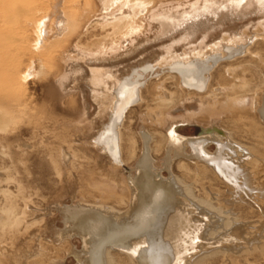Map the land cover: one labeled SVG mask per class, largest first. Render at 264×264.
Instances as JSON below:
<instances>
[{
	"label": "rangeland",
	"instance_id": "rangeland-1",
	"mask_svg": "<svg viewBox=\"0 0 264 264\" xmlns=\"http://www.w3.org/2000/svg\"><path fill=\"white\" fill-rule=\"evenodd\" d=\"M80 1L84 4L78 9ZM144 1L145 12L139 13L140 6L134 3L132 7L128 0L108 11L101 8L100 0H66L65 11L73 22L70 32L61 38H54L50 33L43 47L36 49V44L39 45L34 32L36 22L52 10L56 0H0V113L8 119L6 129L0 133L1 219V210H9L10 213L9 223L0 227V247L13 252L19 264H52L54 261L56 264H76L71 251L72 248L81 249L80 240L72 237L59 242L54 236L55 230L62 228L57 206L79 202L90 205L104 203L116 211L125 210L127 193L118 190L116 196H111V188L96 173L98 164H104L105 158L93 143V137L101 130L105 119V124L108 123L109 113L98 112L95 101L84 86L70 88L67 84L62 85L61 81L67 78L68 66L78 56L84 59L101 55L99 53L111 47H120L124 43L123 37L133 30L141 39L152 38L157 33L153 16L179 9L195 0ZM251 4L252 1H248L244 5ZM128 9H131L130 14ZM207 19L212 29L202 28L194 38H186L188 34H184L183 28L176 29L173 34L146 45L145 48L152 47L148 48L149 51L144 50L148 55L144 60L137 59L135 55L138 53H134L125 58L127 62L121 65L122 68L120 66L117 78L122 75L134 77L132 70L141 74L135 78L134 85L137 98L140 93L142 99L122 112L124 161L118 167L126 179L140 154V133H147L151 140L152 165L160 170L161 177L173 174L182 187L190 191L194 200L204 201L209 206L212 221L208 224V234L213 236L234 222L252 223L249 225L252 227L263 222L259 239L249 246L243 245L224 255L220 250L209 252L201 248V253L190 264H264V214L260 208L240 200L239 195L231 201L232 195L224 183L208 172L203 173L192 163L188 164L189 170L182 169L179 159L175 158L167 171L162 167L164 143L161 141L167 137L170 127L183 138L206 137L215 129L224 131L232 140L250 147L264 158V124L258 116V107L252 103V98L262 103L264 95V12L231 17L224 9ZM201 34H206V37L201 38ZM229 36L240 37L236 43H240L242 51L234 57L227 55V49L238 45L230 44L227 41ZM174 38L177 43H173L172 51L167 53L168 58L184 52L191 54L199 49L204 50L200 60L219 55L204 89L190 90L203 101L204 107L207 104L208 109L214 111V115L201 111L193 99L195 97L180 90L176 78L172 77L175 74L168 69L160 70L161 64L157 65L159 54L172 44ZM222 39V46L211 52L209 46ZM86 64L91 62L86 61ZM137 64L140 67L135 66ZM83 67L88 72L87 67ZM29 68L34 73L22 81ZM143 68L149 69L143 71ZM228 68L234 71L228 72ZM243 81L242 90L236 88ZM233 86L234 90L240 91V96L248 99L242 103L244 106H238L243 109H225L232 98ZM163 88L171 93L172 103L160 108L158 104L161 103ZM108 101H113V111L118 110L110 95ZM158 108L163 111L160 121L149 115ZM212 140L204 144L209 153L215 149ZM130 144L134 146L132 157H129ZM161 144L162 147L155 151V146ZM63 151L68 154L67 158H63ZM182 159L188 161L186 157ZM261 175L264 176V168ZM261 205L264 206V202ZM24 251L31 253L26 256ZM111 252L115 264H132L119 250ZM0 260L8 263L6 256Z\"/></svg>",
	"mask_w": 264,
	"mask_h": 264
},
{
	"label": "bare ground",
	"instance_id": "bare-ground-1",
	"mask_svg": "<svg viewBox=\"0 0 264 264\" xmlns=\"http://www.w3.org/2000/svg\"><path fill=\"white\" fill-rule=\"evenodd\" d=\"M124 1L100 0V5L103 10L108 11ZM248 1H252V4L245 6ZM65 2L66 0H56L52 10L36 22L34 32L39 40L36 49L43 47L50 33L54 38H61L70 32L73 22L71 23L70 16L65 11ZM128 2L132 7L134 3H137L138 7L140 6L139 13L145 12L146 3L144 0H128ZM83 4V1H80L77 8L81 9ZM132 7L130 8L133 9ZM131 9H128V14L131 13ZM224 9L229 12L231 17H240L249 12H264V0H195L179 9L160 12L153 16V24H155L157 33L152 38L141 39L135 30L131 31L130 29L131 32L128 36L123 37L124 43L120 47H111L109 50L99 53L101 55L98 56H89L84 59L78 56L77 60L69 64L68 76L61 81L62 85L84 86L95 101L98 112L107 111L109 113L107 114L108 123L105 124V119L99 134L97 133L98 135L93 137V143L99 147L105 158L104 164H98L96 173H99L106 185L111 188V196H116L118 190L127 193L126 207L123 211H116L105 206L104 203L90 205L79 202L78 204L57 206L56 211L62 219V228L56 229L54 236L59 242H64L72 237H77L80 240L81 249L72 248L71 251L76 259V264H115L112 250H119L120 254L123 253L128 262L132 264H190L192 259L201 253V248L207 249L209 252L220 250L224 255L243 245L249 246L259 239L263 222L253 227L252 223L234 222L228 227L224 226L223 231L213 236L208 234L210 231L208 224L212 221L211 213L208 210L209 206L204 201L194 200L190 191L182 187L173 174H168L169 177H161L160 170L152 165L150 135L145 132L140 133L139 136L142 140L141 150L132 172L125 179L122 170L120 171L124 161L122 157V112L128 107V104L130 105L133 95H136L134 84L137 79L135 78L141 75L132 70L131 73L134 74V77L133 75L128 77L122 75L117 78L116 73L120 72V66H124V63L127 62L125 58L130 57V54L138 53L135 55L138 56L136 58L144 60L148 56L147 51L144 52V50L149 51L148 48L152 47L145 48L146 45L173 34L176 29L183 28L184 34H188L186 38H194L195 33L202 28L212 29L207 17L217 16ZM128 20V22H132L131 19ZM201 36L204 38L206 34H201ZM238 38L240 37L231 36L227 39L230 44L238 45L227 49L229 53L227 55L230 57H234L242 51L240 43H236ZM223 39L214 42L209 46V50L217 51L215 49L222 46ZM171 42L172 44H168L165 47L166 50L158 56L157 65L161 64L162 66L159 69H168L170 73H174L175 75L172 77L176 78L180 90L183 93L187 91L186 93L195 97L193 99L197 101L201 111L214 115V111L208 109L207 104L204 107L203 101L198 100L192 91L204 89L210 80V71L217 63L219 55L214 54L200 60L204 50L199 49L191 54L184 52L168 58L167 53L172 51L173 43H177L175 38ZM204 44H202L203 48ZM86 61H90L91 64H86ZM83 65L87 67L88 72L85 71ZM31 69H28L22 81L25 76L34 73V71L31 72ZM227 70L228 72L234 71L232 68ZM243 86L244 81L236 85V88L242 90ZM232 90V98L229 99L225 109L234 110L238 106H244L242 103L248 101L246 97L240 96V91L234 90V86ZM108 95L111 96V100H115L114 103L118 110L114 109L113 111V107H111L113 101H108ZM262 98V103H258L255 98H252V103L255 104V108L258 107V116L264 124V95ZM141 99L142 96L139 93V97L131 104ZM160 99L161 103L158 104L160 108L172 103L171 93H168L164 88ZM160 108L149 113L156 121H160V117L163 115ZM238 109H243V107ZM192 115L194 114L192 113L190 116L192 117ZM120 119L121 123H119ZM7 123L6 116L0 113V133L6 129ZM209 134L207 135L208 139L215 138L214 140L221 143L217 152L209 159L211 163L200 159V150L204 149V146L201 147V143L204 140H189L176 134L174 128H168L167 137H163L161 141L164 143L163 169L167 171L175 158L179 159V166L182 169L189 170L188 164L192 163L197 168L200 167L203 173L208 172L217 181L224 183L229 194L232 195L231 201L235 199L236 195H239L240 200H244L250 206L260 208L264 214V206L261 205L264 202V179L261 180L264 177L261 175V169L264 168L262 155L254 152L250 147L235 142L227 132L215 129L209 131ZM224 142L226 145L222 147ZM156 146L155 151L159 150L162 144ZM130 150L129 157H132V153H134L132 144H130ZM182 157H186L188 161L183 160ZM1 211L3 219L0 216V227H4L10 221V213L6 209ZM250 224L252 225L249 226ZM24 253L27 256L31 252L24 251ZM4 256L7 258V264H19L17 256L13 252L0 247V258ZM54 263L57 262H52V264ZM0 264L4 263L0 260Z\"/></svg>",
	"mask_w": 264,
	"mask_h": 264
},
{
	"label": "water",
	"instance_id": "water-1",
	"mask_svg": "<svg viewBox=\"0 0 264 264\" xmlns=\"http://www.w3.org/2000/svg\"><path fill=\"white\" fill-rule=\"evenodd\" d=\"M137 99V97H136V95H133V98L131 99L132 101H134V100H136ZM132 101H130V104H131V102ZM128 106H129V104H128ZM126 107V106H125ZM187 139H189V140H204V142H202L201 144V147L202 146H204V144L208 141V140H210V139H208V138H206V137H196V138H187ZM213 142H214V145H215V149H214V152L213 153H209L208 151H206L205 149H201L200 150V155H201V158L200 159H203V160H207V161H209V159L217 152V148L219 147V144H221L220 142H217L216 140H212ZM226 145V142H224L221 146L223 147V146H225ZM64 152V155H63V158H64V156H65V158H67L68 157V154L65 152V151H63ZM210 162V161H209ZM211 163V162H210ZM74 257V256H73ZM75 259V258H74ZM75 262H76V259H75Z\"/></svg>",
	"mask_w": 264,
	"mask_h": 264
}]
</instances>
